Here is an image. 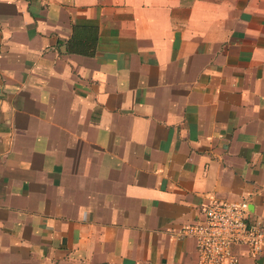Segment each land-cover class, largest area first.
Instances as JSON below:
<instances>
[{
	"label": "crops",
	"instance_id": "0c3cea01",
	"mask_svg": "<svg viewBox=\"0 0 264 264\" xmlns=\"http://www.w3.org/2000/svg\"><path fill=\"white\" fill-rule=\"evenodd\" d=\"M229 7L0 0V264H197L213 200L264 222V20Z\"/></svg>",
	"mask_w": 264,
	"mask_h": 264
},
{
	"label": "built area",
	"instance_id": "2783aa9c",
	"mask_svg": "<svg viewBox=\"0 0 264 264\" xmlns=\"http://www.w3.org/2000/svg\"><path fill=\"white\" fill-rule=\"evenodd\" d=\"M249 201L213 200L203 217L185 225L179 237L196 242L197 264H241L244 248L258 255L264 244V222L249 219Z\"/></svg>",
	"mask_w": 264,
	"mask_h": 264
},
{
	"label": "rangeland",
	"instance_id": "374dc122",
	"mask_svg": "<svg viewBox=\"0 0 264 264\" xmlns=\"http://www.w3.org/2000/svg\"><path fill=\"white\" fill-rule=\"evenodd\" d=\"M214 3L225 2L230 7V13L252 16L254 19L264 20V0H212ZM243 18H240L242 21Z\"/></svg>",
	"mask_w": 264,
	"mask_h": 264
},
{
	"label": "trees",
	"instance_id": "16d2710c",
	"mask_svg": "<svg viewBox=\"0 0 264 264\" xmlns=\"http://www.w3.org/2000/svg\"><path fill=\"white\" fill-rule=\"evenodd\" d=\"M86 27H88V28H90V30L89 31H87V32H90V41L88 42V41H85L84 42V44H83V49L82 50H80V52H83V53H85V54H92L93 52H94V50H87L88 48H90L91 46H92V44H91V36H92V34L94 33V40H95V42H94V46L96 45V43H97V36H96V33H97V26L95 25V24H88ZM77 28H76V32L74 33V36H73V39H74V41H75V39H76V37H77ZM86 34V33H85ZM84 34V35H85ZM83 37V36H82ZM79 48H81V46L79 47V45L76 43H74V42H72V44H70V48H68L69 50H79Z\"/></svg>",
	"mask_w": 264,
	"mask_h": 264
}]
</instances>
